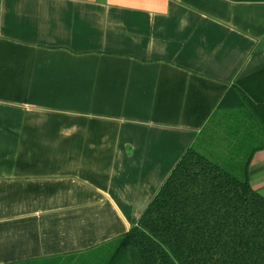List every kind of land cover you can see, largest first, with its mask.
Listing matches in <instances>:
<instances>
[{"label":"crops","instance_id":"crops-1","mask_svg":"<svg viewBox=\"0 0 264 264\" xmlns=\"http://www.w3.org/2000/svg\"><path fill=\"white\" fill-rule=\"evenodd\" d=\"M263 69L264 2L0 0V264L100 250L192 147L264 197V106L221 105Z\"/></svg>","mask_w":264,"mask_h":264},{"label":"trees","instance_id":"trees-1","mask_svg":"<svg viewBox=\"0 0 264 264\" xmlns=\"http://www.w3.org/2000/svg\"><path fill=\"white\" fill-rule=\"evenodd\" d=\"M234 84L222 106L233 94L264 106V69ZM237 136L257 144L251 151L264 148V138ZM250 155L229 169L188 149L137 224L89 264H264V197L251 186Z\"/></svg>","mask_w":264,"mask_h":264},{"label":"rangeland","instance_id":"rangeland-1","mask_svg":"<svg viewBox=\"0 0 264 264\" xmlns=\"http://www.w3.org/2000/svg\"><path fill=\"white\" fill-rule=\"evenodd\" d=\"M91 255H92V253L88 254V255H84L81 259H72V258H70V259L54 261L52 263H50V262L49 263L40 262V263H36V264H89L90 259H92V258H90Z\"/></svg>","mask_w":264,"mask_h":264}]
</instances>
